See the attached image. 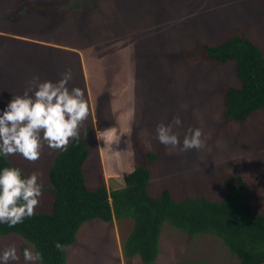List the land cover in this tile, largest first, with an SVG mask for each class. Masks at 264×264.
Returning <instances> with one entry per match:
<instances>
[{"label": "rangeland", "instance_id": "1", "mask_svg": "<svg viewBox=\"0 0 264 264\" xmlns=\"http://www.w3.org/2000/svg\"><path fill=\"white\" fill-rule=\"evenodd\" d=\"M236 31L264 51L261 0H0V114L34 76L58 81L71 69L69 87L82 88L90 105L82 128L99 124L85 164L89 185L124 186V172L153 150L159 155L151 163L153 194L168 186L177 198L219 199L225 181L241 175L264 211V108L246 121L224 120V88L239 85L234 61L191 59L201 42L218 43ZM175 116L181 144L189 128L202 127L206 149L169 154L156 128ZM58 151L45 144L35 163L8 157L26 175L43 172L37 209L51 202L49 169ZM133 226L129 217L85 222L68 246L67 264H142L123 250ZM13 243L20 258L12 264H27L23 250L34 245L18 234L0 235V254ZM160 246L153 264H239L217 235L190 236L169 222Z\"/></svg>", "mask_w": 264, "mask_h": 264}, {"label": "trees", "instance_id": "2", "mask_svg": "<svg viewBox=\"0 0 264 264\" xmlns=\"http://www.w3.org/2000/svg\"><path fill=\"white\" fill-rule=\"evenodd\" d=\"M191 59L220 65L234 61L239 85L224 88V120L246 121L264 108V51L250 37L236 31L218 43L201 42ZM98 125H86L79 142L70 140L67 151L56 153L49 169L52 199L48 207L36 208L34 216L14 227L0 223V235L22 236L41 252V264H67L68 246L77 242L85 222L129 217L134 226L123 245L129 261L138 255L142 264L155 263L163 225L169 222L190 236L217 235L239 264H264V211L256 209L245 177L226 180V191L219 199L205 193L177 198L168 186L153 194L151 163L159 155L145 150L146 161L124 172V186L111 189L105 180L91 186L85 164L96 146ZM5 166L14 165L0 155V170ZM56 243L64 245V250H57Z\"/></svg>", "mask_w": 264, "mask_h": 264}, {"label": "clouds", "instance_id": "3", "mask_svg": "<svg viewBox=\"0 0 264 264\" xmlns=\"http://www.w3.org/2000/svg\"><path fill=\"white\" fill-rule=\"evenodd\" d=\"M72 79L71 69L58 81H40L34 76L23 94L13 96L0 114V155L5 158L21 155L35 163L45 144L52 150L67 151L70 140L79 142L80 130L90 115V105L82 88L69 87ZM181 124V118L175 116L170 123L157 125V139L169 154L177 150L206 149L202 127L189 128L181 144L180 134L175 131ZM42 177V171L26 175L23 169L15 166L0 170V223L14 227L35 215L43 196ZM55 247L63 251L65 246L56 243ZM19 258L13 243L0 254V264H12ZM23 258L27 264H39L43 260L41 252L27 247L23 250Z\"/></svg>", "mask_w": 264, "mask_h": 264}]
</instances>
